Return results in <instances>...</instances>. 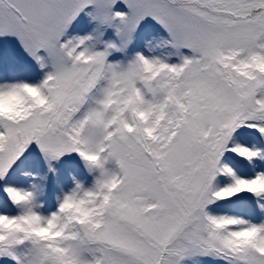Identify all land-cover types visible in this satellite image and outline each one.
Instances as JSON below:
<instances>
[{
    "label": "snow or ice",
    "instance_id": "snow-or-ice-1",
    "mask_svg": "<svg viewBox=\"0 0 264 264\" xmlns=\"http://www.w3.org/2000/svg\"><path fill=\"white\" fill-rule=\"evenodd\" d=\"M0 264H264V0H0Z\"/></svg>",
    "mask_w": 264,
    "mask_h": 264
}]
</instances>
